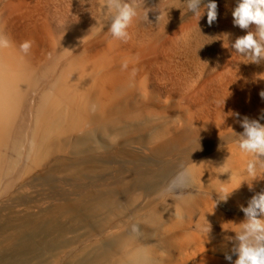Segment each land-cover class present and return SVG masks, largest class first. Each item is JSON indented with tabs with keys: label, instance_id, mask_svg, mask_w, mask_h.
<instances>
[{
	"label": "rangeland",
	"instance_id": "374dc122",
	"mask_svg": "<svg viewBox=\"0 0 264 264\" xmlns=\"http://www.w3.org/2000/svg\"><path fill=\"white\" fill-rule=\"evenodd\" d=\"M125 2L138 11L127 42L106 27L97 32L107 16L103 0H0L5 32L33 24L38 49L48 35L71 49L102 35L72 66L90 79L110 71L99 103L86 92L72 107L77 88L67 81L52 88L51 104L64 115L52 123L50 144L29 156L23 146L18 164L0 181V240L12 236L1 242L0 264L30 257L34 264H93L115 256L120 236L155 245L164 264H230L224 254L236 247L240 208L264 191V167L257 165L251 180L244 169L252 156L239 150L232 132L243 131L235 113L255 119L264 109V62L251 63L232 47L256 26L234 25L240 0H215L211 26L209 0H202L198 20L187 0ZM124 61L128 67L121 70ZM32 87L33 80L23 84L27 96ZM23 116L24 126H34L21 107L16 121ZM185 167L193 174L190 187L166 192ZM239 183L214 208L221 187Z\"/></svg>",
	"mask_w": 264,
	"mask_h": 264
},
{
	"label": "bare ground",
	"instance_id": "6f19581e",
	"mask_svg": "<svg viewBox=\"0 0 264 264\" xmlns=\"http://www.w3.org/2000/svg\"><path fill=\"white\" fill-rule=\"evenodd\" d=\"M30 27L34 25L10 30L7 34L13 41V46L0 51V181L18 164L23 146L27 149L25 155L29 156L35 147L41 149L50 144L52 123H55L57 117L64 115L63 110H59L54 103L51 104L52 88L67 81L78 90L75 102L78 95H85L87 92L89 98L99 103V92L105 90V84L110 86V71H103L90 79L82 77L80 71L72 66L83 58V52L88 51L102 35L85 40L74 49L69 45L60 46L62 41L48 35L42 49H38L33 43L30 53L22 56L17 47L23 41L31 40ZM29 80H33V87L27 96L23 84ZM79 84H85L86 91ZM70 105L78 107L77 102ZM21 107L23 111L26 110V114L33 116L34 126H24V116L16 121ZM110 235L114 236V231ZM11 239L10 235L4 236L0 240V247L5 245H1L2 241L10 242ZM114 247L117 250L115 256L109 259L96 257L93 264H164L167 261L164 256L154 252L155 245H144L136 236H120ZM31 260L32 257L20 263L34 264Z\"/></svg>",
	"mask_w": 264,
	"mask_h": 264
},
{
	"label": "clouds",
	"instance_id": "9594fccd",
	"mask_svg": "<svg viewBox=\"0 0 264 264\" xmlns=\"http://www.w3.org/2000/svg\"><path fill=\"white\" fill-rule=\"evenodd\" d=\"M202 0H187V9L193 13L197 20L201 17ZM207 8V24L211 26L217 19V3L215 0H209L204 6ZM147 9L143 15L147 20ZM103 12L107 14L106 19L100 22L97 32L105 27L109 34L122 42H127L130 38L128 28L133 20L138 16L137 7L134 4L127 3L125 0H103ZM233 23L242 30H248L250 25H255V31H247L245 35L238 37L232 44L238 55L246 57L249 62L261 64L264 62V0H240L233 13ZM33 41L25 40L19 45V51L23 55H28L33 46ZM13 46V41L5 32L4 26L0 25V51ZM127 61L121 64V70H126ZM264 99V91L259 93ZM91 110H96V105L91 106ZM242 127L243 131L235 133L237 139L235 143L239 150L246 154H251L252 159L246 164L244 172L251 180L257 177V165L264 167V109L255 119L248 116L240 117L239 113L234 114ZM116 139L112 143L115 144ZM231 169L225 168L224 173L230 174ZM193 174L190 169L182 170L174 177L165 189L168 193H175L187 189L191 185ZM241 183V182H240ZM229 190L227 187H221L219 198L215 200L214 208L219 201H227L230 194L240 187ZM240 210L244 214V220L235 231L234 241L236 247L232 250L237 258L232 262V254L225 253L224 258L230 264H264V220L259 216H264V191L254 194L247 203V207L241 206ZM132 233L139 234V225H133ZM207 234L210 233V225L202 229Z\"/></svg>",
	"mask_w": 264,
	"mask_h": 264
}]
</instances>
